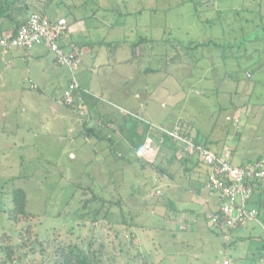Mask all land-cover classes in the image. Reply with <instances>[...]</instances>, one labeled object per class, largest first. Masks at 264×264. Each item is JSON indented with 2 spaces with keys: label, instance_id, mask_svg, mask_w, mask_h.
<instances>
[{
  "label": "rangeland",
  "instance_id": "obj_1",
  "mask_svg": "<svg viewBox=\"0 0 264 264\" xmlns=\"http://www.w3.org/2000/svg\"><path fill=\"white\" fill-rule=\"evenodd\" d=\"M95 1L98 21L115 42L110 61L119 62L90 72L97 85L112 76V68L128 69L130 79L121 86L128 97L105 95L107 102L120 106L119 113L128 110L124 116L143 128L181 123L193 137L214 141L210 145L218 152L227 148L242 160H264V0ZM88 3L90 12L93 2ZM61 12L65 10L55 13ZM142 38L155 43L145 46L144 58L132 53ZM210 42L220 47L183 48ZM169 46H174L176 62L164 58ZM105 50L102 54L109 48ZM125 59L130 61L125 64ZM3 68L0 64V264H47L45 255L51 256L55 246L87 250L90 244L104 264H253L263 241L216 231L209 213L202 212L207 202L202 191L198 199L174 198L177 191L195 195L199 189L186 176L181 152L180 160H171L172 152L153 137L143 149L155 155L149 156L155 167L134 158L127 165L130 156L119 152L118 145L113 154L99 153L92 163L71 162L64 143L47 132L46 102L37 108L39 94L27 84L19 88L23 82L18 75ZM137 68L163 71L137 76ZM134 142L139 149L141 140ZM14 188L26 192L27 211L34 216L29 222L8 220ZM94 195L107 203L96 200L84 208ZM261 218L264 224V209ZM256 234L263 236L258 229ZM37 238L43 239L44 252ZM244 246H250L248 262L240 259Z\"/></svg>",
  "mask_w": 264,
  "mask_h": 264
},
{
  "label": "crops",
  "instance_id": "obj_2",
  "mask_svg": "<svg viewBox=\"0 0 264 264\" xmlns=\"http://www.w3.org/2000/svg\"><path fill=\"white\" fill-rule=\"evenodd\" d=\"M70 1L67 2L69 7L62 8L65 12H61L59 15L55 14L53 17L54 19L65 18L68 22L69 30L61 39L60 45L65 50L72 51L76 54L78 61L77 70H71L68 67L58 64L55 56L46 46H36L28 51L17 48L7 53L0 50V64L4 65L5 68L3 69L8 73H12L14 77H16V74L18 75V78H20L19 81L23 82L19 85V88L23 84H27L30 90L39 94L35 97L39 103L37 108L42 106L43 101L46 102L44 105V118H46L47 122V132L58 137L59 143H64V151L68 154L71 162L80 160L85 163H92L97 161L99 153L108 152L113 154L112 151L118 145L119 152L129 154L130 156V160L128 163L126 162L127 165L132 164L131 161L133 158L135 161H138L136 153H139V150L141 151L140 156L143 160L142 162L150 164L152 162L149 156L155 157V155H152L153 153L150 154V150H144L143 146L146 141L157 136L155 130L151 129L149 124L143 128L138 123H132V119L124 116L121 112L119 113L118 109L121 108L120 106L111 103V101L109 103L103 98L105 95H110L111 98L119 96L121 99H124L122 97H128L125 92L121 94L122 84L123 86H127L130 82V79L128 80L126 77L128 69L112 68L114 69V73L111 77L102 79L103 84L101 85H97V79L90 72V69L95 70V68H101L106 65L111 66L119 62L116 58L112 62L110 61L112 55L110 49L114 46L115 42L107 39L106 28L98 21L99 17L96 11L100 8V5L95 0ZM78 1L80 3H77ZM88 1L93 2L90 3L93 5V9H90V12L87 11L89 6ZM94 8L96 9L94 10ZM6 34H10V32L8 31ZM105 47H108L109 50L105 54H102L106 51ZM105 57L107 59L103 60ZM88 61L89 70L85 66ZM129 61L130 59L124 60L125 64ZM16 66H22L23 68H16ZM135 71H137V76L143 75L141 68H137ZM72 81L78 83V99L89 111V115L85 118H80L75 110L63 107L58 103L62 91ZM143 97H146V94H143ZM150 98L147 96L146 100ZM164 105L165 103H161V106ZM113 106H116V109ZM24 109L26 110V108ZM126 111L129 113L128 110ZM181 125V123H174L164 128L172 129ZM182 129L185 130L183 127ZM188 131L190 136L194 138L192 136L193 132ZM196 137L201 140L203 139L201 134L196 135ZM135 139L141 140V147L139 149L135 146ZM203 140L207 142L208 147L212 151L219 153L215 147L210 145L214 141ZM87 144L90 148L85 149ZM231 155L235 165L246 166L255 162H262L264 164L262 158H257L255 161L242 160L235 150H232ZM106 158L109 161L112 159L110 156ZM117 160L116 157H113L114 162H117ZM119 160L123 161L122 159ZM237 160L240 164L235 163ZM184 168L187 174L186 176L192 179L190 184L197 181L198 186L195 185L199 189L194 192L195 195L187 194L185 191L183 192L184 189L177 191L176 194L174 193V198L179 202L190 201L193 198H200L198 195L202 191L207 197L206 206L202 204L195 205L203 206V209L206 207L205 211L202 212L207 211L210 216L215 211V198L204 189L206 168L196 163H188ZM259 184L260 186L256 187L253 197V206L259 210L258 220L250 223L244 230L230 233L231 236L236 235L237 240L242 239L244 241L248 239L249 241H254V243H257V241H263L262 243H264V224L261 218V212L264 209V181ZM198 201L201 203V200ZM257 229L263 236L256 234ZM245 247H243L242 258L240 259L243 262H248L251 255L249 250L250 246ZM256 250L253 254L254 259H252V263L264 264V244Z\"/></svg>",
  "mask_w": 264,
  "mask_h": 264
},
{
  "label": "built area",
  "instance_id": "obj_3",
  "mask_svg": "<svg viewBox=\"0 0 264 264\" xmlns=\"http://www.w3.org/2000/svg\"><path fill=\"white\" fill-rule=\"evenodd\" d=\"M67 31L68 22L65 18L51 22L47 16L32 14L15 36L4 34L0 38V50L7 53L16 48L28 51L36 46H46L58 64L77 70L75 53L60 45ZM78 92V83L70 82L62 91L58 103L75 110L80 118H85L89 111L78 99ZM120 112L127 115L124 111ZM155 131L157 134L159 132L170 135L174 141L181 144L186 159L206 168L204 189L215 198V211L209 216V221L216 231H226L228 234L238 232L258 220L259 211L253 206V197L256 187L264 181L262 162L246 166L235 165L227 148L219 153L214 152L204 142H195L180 127L172 131L156 128ZM156 193L162 195L159 190ZM226 239H229L228 236ZM223 264L230 262L226 260Z\"/></svg>",
  "mask_w": 264,
  "mask_h": 264
},
{
  "label": "trees",
  "instance_id": "obj_4",
  "mask_svg": "<svg viewBox=\"0 0 264 264\" xmlns=\"http://www.w3.org/2000/svg\"><path fill=\"white\" fill-rule=\"evenodd\" d=\"M63 7H69V4H67L66 0H0V38L6 34V32H10L12 36H15L18 30L26 24L27 20L30 18L32 14H40L47 16L51 22H55L58 19H54L55 12ZM69 30V27H68ZM68 32V31H67ZM246 42V41H245ZM248 42V41H247ZM155 47V43L147 38H142L139 40V42L132 45V53L136 57H145V46ZM210 45L218 46L215 42H210L206 44H189L188 47H183L185 49L189 50H198L201 47H207ZM145 48V49H144ZM17 49V48H16ZM49 50V49H48ZM174 50V46H169V48L165 49V56L164 58L169 56H172V52ZM75 54V58H76ZM176 55H173L170 57L171 62H176L177 59L175 58ZM162 68L152 69V68H146L142 71L143 74H152V73H158L162 72ZM182 128L181 126H178ZM162 128L168 131H172L175 128L167 129L164 127H157ZM156 129V128H155ZM154 129V130H155ZM156 132V131H155ZM186 135L190 136V133L188 131H185ZM157 133V132H156ZM191 137V136H190ZM161 138V145L164 148H168L172 152V159L178 158L180 160L178 154L181 152L183 154V149L180 143L173 140V138L170 135L159 133L156 137H154V140H158ZM195 142H204L201 139L197 138L196 136L193 138ZM146 141V140H145ZM146 143V142H145ZM206 146L207 142H204ZM137 150V149H136ZM138 151V150H137ZM137 160L143 161L140 157L139 153H136ZM184 156V155H183ZM115 157L118 159L119 157L115 155ZM186 159V158H185ZM170 160V161H171ZM182 161V160H181ZM185 164L188 163H194L189 159H186L183 161ZM143 163V162H142ZM145 166H151L155 167L152 163H143ZM260 186V184L258 185ZM12 203H13V210L7 212L8 214V220L13 222H19V221H27L29 222L30 219L34 218L32 214H30L27 211V195L26 192L22 189L14 188L10 192ZM96 200H100L103 204L107 203V200H103L100 197L94 195L92 200H89L85 202L84 208H86L91 202H94ZM120 201L114 203L115 205H120ZM109 202V201H108ZM259 211V210H258ZM96 219V217L94 218ZM126 222L125 220H123ZM26 232L29 231V225L27 226ZM120 235L118 234L116 236L117 240L119 239ZM43 239L37 238L35 240L36 244H39L40 250L44 252V242ZM20 246L21 243L19 244ZM54 248V247H53ZM10 254L12 252L10 251ZM46 259H48L47 264H104L102 260L100 259V256L94 255L91 251V244L88 246V249H83L82 245L77 246H69L67 249L62 246H55L53 254L50 256V254L45 255ZM144 258V257H143ZM145 259V258H144Z\"/></svg>",
  "mask_w": 264,
  "mask_h": 264
}]
</instances>
